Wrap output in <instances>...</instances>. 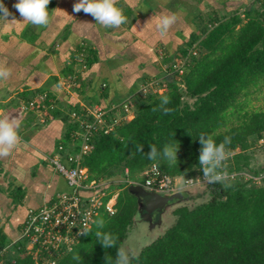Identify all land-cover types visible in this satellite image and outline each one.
Listing matches in <instances>:
<instances>
[{
    "label": "trees",
    "instance_id": "obj_1",
    "mask_svg": "<svg viewBox=\"0 0 264 264\" xmlns=\"http://www.w3.org/2000/svg\"><path fill=\"white\" fill-rule=\"evenodd\" d=\"M255 2L257 7L247 6L243 12L207 18L198 15L199 32L190 35L175 54L184 60L183 65L177 69L180 63H170L165 77L156 83L163 92L150 90L145 96H134L132 119L121 121L108 133L100 128L89 140L90 149L83 158L89 180L121 176L143 183L142 174L153 165L171 177H203L198 159L202 147L199 135L211 136L217 144L225 137L231 139L226 151L232 155L223 162L228 173H237L229 181L231 186L204 183L206 191L196 198L206 194L208 198L176 207L175 220L161 234L141 249L129 250L131 264H264V178L257 184L244 174L257 176L264 172V165L259 170L251 166L252 147L264 137V107L245 109L251 94L264 85V0ZM95 55L92 49L87 50L83 60L86 66L92 65ZM76 63L65 66L62 74L71 73ZM164 96L170 100L165 107L171 111H153L159 109ZM101 97L105 98L106 92ZM53 100L54 95L48 92L46 114ZM234 112L240 113L241 120L225 128ZM69 139L70 132L66 136ZM167 143L179 145L174 165L169 166L163 158L148 159L151 144L161 150ZM136 145H142L143 151H138ZM116 186L121 189L116 212L110 215L102 207L96 219H104L102 231L119 238L117 246L103 248L93 224L92 231L80 236L70 250L51 256L54 264H106V255L114 264L139 209V200L128 191L127 183L120 181ZM112 193L104 197L105 202ZM9 244L0 230V262L4 259L3 264H35L33 254L26 249V239L17 242L18 254L8 258L5 251ZM77 254L80 259H73Z\"/></svg>",
    "mask_w": 264,
    "mask_h": 264
},
{
    "label": "crops",
    "instance_id": "obj_2",
    "mask_svg": "<svg viewBox=\"0 0 264 264\" xmlns=\"http://www.w3.org/2000/svg\"><path fill=\"white\" fill-rule=\"evenodd\" d=\"M10 1L3 0L10 15L0 24V63L11 69V75L0 80V117L19 118L20 140L8 156L0 157V230L10 241L5 253L16 256L29 210L71 191L48 160L62 142L68 143L71 111L100 104L98 100L110 107L141 94L143 86L157 83L170 63H177L179 48L199 32L198 15L241 12L249 1L117 0L127 15L119 27H104L82 10L74 12L78 0H50L49 23L36 26L23 21L14 7L17 0ZM164 14H176L178 19L161 36L156 19ZM88 49L96 54L91 66L83 61ZM73 59L78 63L64 76L63 69ZM161 59L169 62L167 67ZM56 84L61 85L59 90L53 87ZM41 92L54 95L47 114L46 107L22 108Z\"/></svg>",
    "mask_w": 264,
    "mask_h": 264
},
{
    "label": "built area",
    "instance_id": "obj_3",
    "mask_svg": "<svg viewBox=\"0 0 264 264\" xmlns=\"http://www.w3.org/2000/svg\"><path fill=\"white\" fill-rule=\"evenodd\" d=\"M181 66L179 65V68ZM179 70L182 72V69ZM153 83L155 90L159 91L160 88L155 82ZM142 92L145 93L146 89ZM46 98V92L36 94L22 108L41 111L46 107ZM116 111L117 115H112ZM134 115V102L131 99L110 107L95 104L91 107L85 106L81 110L71 111L74 125L70 130V139L68 143L62 142L55 154L48 158L55 170L65 178L71 191L60 194L54 202L48 205L29 210L19 239H26V249L33 254L35 264H54V261L50 260L51 256L64 249L70 250L77 239L82 236L80 232L83 229L85 217L91 228L102 207L110 215L116 212L117 201H112L114 192L106 202L104 201V197L110 193L107 190L108 182L104 181L105 179L89 180V170L83 164V158L89 152L91 136L100 128L108 133L114 129L116 124L132 119ZM261 139L264 140V137ZM154 168L155 171H153ZM125 172L127 174L128 170L126 169ZM236 174L229 173V176L234 178ZM142 176L145 179L143 183L129 179L124 181L128 186L139 184L148 191L162 195L200 184L199 178H189L184 180V186L178 187L177 179L180 177L164 174L157 165L145 170ZM248 177L253 178L257 184L263 181L259 175L248 174ZM109 183L111 184V181ZM85 192H87L86 195Z\"/></svg>",
    "mask_w": 264,
    "mask_h": 264
},
{
    "label": "clouds",
    "instance_id": "obj_4",
    "mask_svg": "<svg viewBox=\"0 0 264 264\" xmlns=\"http://www.w3.org/2000/svg\"><path fill=\"white\" fill-rule=\"evenodd\" d=\"M50 0H17L14 7L19 12L23 21H26L36 26H46L49 23V7ZM81 10L93 16V18L104 27H119L126 22V17L120 8L117 7V0H78L74 4L73 11L76 13ZM9 10L4 5L3 0H0V16L8 17ZM178 17L176 14H164L156 19V26L159 29L160 35L165 36L170 27L176 23ZM11 75V69L0 63V80H6ZM59 90L61 85L53 86ZM170 102L167 96L161 99L159 109L154 108L153 111L162 110L164 114H168L171 110L165 107ZM20 127L19 118L10 116L0 117V157H5L18 145L20 137L18 129ZM190 134V133H189ZM199 140L202 145L199 155V166L202 169L203 177L207 183H220L224 188L230 187L229 173L224 169L223 162L228 159L231 153L226 151V145L231 143L230 137L217 144L211 136H205L201 133ZM138 151H143L142 145H136ZM179 145L167 143L161 150H158L155 144L150 145V151L147 153L149 160L155 161L158 158H163L169 166L174 165L177 160ZM155 171V168L153 169ZM97 231L95 237L102 244L103 248L108 249L117 246V236L110 232L102 231L105 228L104 219L98 218L93 221ZM92 231L88 226L87 217L83 222L81 235H86ZM73 259H80L79 255H74ZM133 259L139 260V256L133 255ZM106 264H113L112 257L105 256ZM114 264H131L129 253L121 244L117 250V255Z\"/></svg>",
    "mask_w": 264,
    "mask_h": 264
},
{
    "label": "rangeland",
    "instance_id": "obj_5",
    "mask_svg": "<svg viewBox=\"0 0 264 264\" xmlns=\"http://www.w3.org/2000/svg\"><path fill=\"white\" fill-rule=\"evenodd\" d=\"M248 1H249V6H252L253 4H254L255 7L258 6L257 2H255L256 0H248ZM10 2L11 3H15V0H11ZM4 5L6 7L8 6V4L6 5V2H5ZM7 8L10 9L9 6ZM241 12H243V11H241ZM204 15H205L204 17L206 18L207 17L206 14H204ZM5 18H7V17L0 16V24H1V22L3 20H5ZM194 50H195L194 51L195 53H198V49H194ZM176 61H177V63H180V66L183 65V63H184V60L179 59V58H177ZM161 63L163 64V67H167V63H169V62H165V61L163 62L162 59H161ZM176 67L178 69L179 65L176 66ZM74 80H75L74 78H71L69 81L73 83ZM66 81H68V80L66 79ZM153 86H154V83L150 82V83H148V85L143 86L142 90L146 89V92H148L150 90H153V89L155 90L156 88L153 87ZM163 90L164 89L161 87L159 92L161 93V92H163ZM146 92L145 93L142 92L141 95L145 96ZM263 107H264V85L259 90H256V91L253 92V94H251L245 109L252 110V109H261ZM242 112H244V110ZM239 114H240L239 112H234L233 114H231L229 116V118H228V123H227L225 128L230 127V126L238 123L241 120ZM252 151H253V158L251 160V166H252V168H254L256 170H259L264 165V140H262V139L259 140L258 141V145H255V146L252 147ZM244 174L247 177L248 174H250V173L247 172V173H244ZM250 175H252V174H250ZM259 177L260 178H264V172H262L259 175ZM113 178L114 179H112V178L105 179L104 181L108 182L107 185H108L109 191L110 192L111 191L114 192V195H113L114 199H112V201H114V200L117 201L116 197L121 192V189L118 186H116V184H118L120 181H124V179L121 176L113 177ZM245 180H246V178H245ZM110 181H111V184L114 185L113 187H111V184L109 183ZM199 181H200L199 185L191 187V188H195V192L193 193L191 201L187 203L189 205H195L196 203L202 202V201H204L205 199L208 198V194L204 195V197H202V198H196V196H200L201 194L204 193V191H206V187L204 186V183H206L205 179H202V177H200ZM202 182H204V183H202ZM258 184H260V183H258ZM177 186L178 187L184 186V179L182 177L177 179ZM180 189H182V188H180ZM176 207H178V206H175V205L171 206V207L169 206V207H167V210H165L164 216H165V219L168 221L169 225L176 218V216L173 214V210ZM151 232L152 231L149 229V227L147 225L139 224V223L135 222V225L129 231L128 237H127V239L125 241V244H124V247L127 250V252H130L129 250H131V251L132 250H135V251L139 250V249H141V247L149 244L150 243V240H149L150 239V235L152 234ZM17 251H18V249H17ZM9 256H8V258H9ZM1 263L2 264L4 263V259L1 260L0 264Z\"/></svg>",
    "mask_w": 264,
    "mask_h": 264
},
{
    "label": "water",
    "instance_id": "obj_6",
    "mask_svg": "<svg viewBox=\"0 0 264 264\" xmlns=\"http://www.w3.org/2000/svg\"><path fill=\"white\" fill-rule=\"evenodd\" d=\"M128 191L139 200L135 222L149 227L152 231L149 240L152 242L169 225L164 216L167 207L180 206L190 202L195 188L181 189L162 195L148 191L139 184H131L128 186Z\"/></svg>",
    "mask_w": 264,
    "mask_h": 264
}]
</instances>
